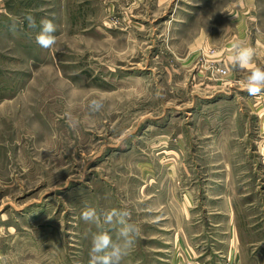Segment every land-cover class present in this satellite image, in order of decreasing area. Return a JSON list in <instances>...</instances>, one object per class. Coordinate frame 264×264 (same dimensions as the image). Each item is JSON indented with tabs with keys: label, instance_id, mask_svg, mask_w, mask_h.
<instances>
[{
	"label": "rangeland",
	"instance_id": "obj_1",
	"mask_svg": "<svg viewBox=\"0 0 264 264\" xmlns=\"http://www.w3.org/2000/svg\"><path fill=\"white\" fill-rule=\"evenodd\" d=\"M233 1L0 0V264H89L86 207L130 210L140 231L121 264H171L180 241L209 252L228 235L200 207L223 190L244 205L242 263L264 264V95L188 50L189 18L219 21Z\"/></svg>",
	"mask_w": 264,
	"mask_h": 264
},
{
	"label": "crops",
	"instance_id": "obj_2",
	"mask_svg": "<svg viewBox=\"0 0 264 264\" xmlns=\"http://www.w3.org/2000/svg\"><path fill=\"white\" fill-rule=\"evenodd\" d=\"M166 1L157 0L162 4ZM190 1L196 7L200 4L197 0ZM198 12L195 14L196 18L191 17L188 21V24L194 26V33L188 39V50L191 55L189 58L193 60L202 54L200 56H205L208 60L222 63L229 69L234 68L233 75H237L239 72L248 73L246 70L235 68L228 60V56L232 54V43L239 40L246 46L255 48L257 54L254 63L264 65V0H235L225 8L219 21L212 20L211 16L203 15L201 19L206 21L200 22L197 17L200 12ZM175 14L178 15L179 12L176 11ZM209 52H212V55ZM242 82L243 80L240 79L241 84ZM225 176L228 177V174ZM208 198V203L200 207L205 214L199 222L203 225L208 223L210 227L215 228L223 225L225 230L223 234L228 235L227 243L225 244L222 239L219 242L221 246L216 249L210 244L209 252L195 253V248L188 241H180L178 249L176 248L177 251L175 250L176 252L171 256V264H189L197 259H201L202 264H243L237 228L239 214L236 213V210H244V205L236 203L227 190L219 193L208 192ZM172 203H174V208H178L177 201L171 202V207ZM181 203L184 204L183 207L186 210L196 209L193 195L189 191L184 193ZM223 244L225 246L222 249ZM179 250H185L186 253L183 254ZM202 250L204 251V249Z\"/></svg>",
	"mask_w": 264,
	"mask_h": 264
},
{
	"label": "clouds",
	"instance_id": "obj_3",
	"mask_svg": "<svg viewBox=\"0 0 264 264\" xmlns=\"http://www.w3.org/2000/svg\"><path fill=\"white\" fill-rule=\"evenodd\" d=\"M29 28H36V20L27 15L24 18ZM40 31L35 36L36 43L44 49H50L57 43L53 33L56 26L52 20L42 19ZM11 30L16 31L14 22ZM232 54L228 60L235 68L246 70L249 74L242 82V89L249 96L264 95V65L254 63L256 49L246 46L242 41H234L231 45ZM89 107L92 111H99L103 107L100 99H92ZM82 219L95 225L97 231L91 235L89 264H121L139 234V227L130 221L131 212L127 206L113 208L106 212H98L94 207H86L81 213ZM114 230L115 239L110 234Z\"/></svg>",
	"mask_w": 264,
	"mask_h": 264
}]
</instances>
